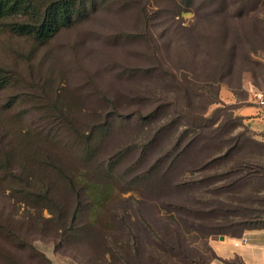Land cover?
<instances>
[{"label": "rangeland", "instance_id": "obj_1", "mask_svg": "<svg viewBox=\"0 0 264 264\" xmlns=\"http://www.w3.org/2000/svg\"><path fill=\"white\" fill-rule=\"evenodd\" d=\"M53 1L0 20V264H209L214 227L264 212V138L193 79L259 72L264 0H70L47 38L11 29Z\"/></svg>", "mask_w": 264, "mask_h": 264}, {"label": "crops", "instance_id": "obj_2", "mask_svg": "<svg viewBox=\"0 0 264 264\" xmlns=\"http://www.w3.org/2000/svg\"><path fill=\"white\" fill-rule=\"evenodd\" d=\"M257 58L262 65L259 72L255 76L252 73L242 76L238 92L225 87L231 98L229 101L223 100L234 104L236 113L243 118L249 129L264 138V108L256 104L252 96L254 90L264 91V54ZM258 220L259 225L243 228L236 235L225 233L209 238L208 245L215 255L209 264H227V261L236 258L243 264H264V213L260 214Z\"/></svg>", "mask_w": 264, "mask_h": 264}, {"label": "trees", "instance_id": "obj_3", "mask_svg": "<svg viewBox=\"0 0 264 264\" xmlns=\"http://www.w3.org/2000/svg\"><path fill=\"white\" fill-rule=\"evenodd\" d=\"M33 1L34 0H0V20L10 17V16H17L21 13L30 12L33 8ZM70 6H71L70 0H54L53 2L46 4V6L44 7L43 16L39 22H33V21L13 22L11 23V29L18 33L38 34L40 37L47 38L49 35H51L55 31V28L58 24H65L68 21H70L68 19V16H69L68 11L70 9ZM262 16H264V13H262ZM32 19L37 20L38 17L32 16ZM262 21H263V25L261 27V31H262V34L264 35V20L262 19ZM263 54H264L263 51L262 53L261 51H258L257 56L263 55ZM260 67H262L261 63H260ZM184 76L185 77L182 80L188 82L189 80L188 75L185 74ZM193 80H195L196 82L203 81L206 84V86L214 88V90L216 91L215 97L210 101V103H222L223 102L225 104H230L233 107V110H235V105L232 103L225 102L221 98L220 93H221L222 87H228L230 90L234 92H238L241 78H239L237 86H230L228 84L224 86V83L226 80L223 82V80L221 79H214V78L205 79V80H200V79H193ZM235 114L238 115L236 111H235ZM238 117H241V116L238 115ZM197 129H198V132H200V129L199 128ZM198 132H196V134H198ZM184 149L185 148H183L182 150ZM256 221L257 222L255 223H253L252 221H249V222L243 221V223L248 224L247 225L248 227L246 226L247 228L249 227L251 228V227H256L257 225H259V220L256 219ZM253 224H256V225H253ZM224 228L225 226H216L212 229V231H214L213 233H217L218 235L225 234V232L223 231ZM214 256L215 255L213 253V257ZM226 263L227 264H243L237 258L236 260L227 261Z\"/></svg>", "mask_w": 264, "mask_h": 264}, {"label": "built area", "instance_id": "obj_4", "mask_svg": "<svg viewBox=\"0 0 264 264\" xmlns=\"http://www.w3.org/2000/svg\"><path fill=\"white\" fill-rule=\"evenodd\" d=\"M252 96L254 102L264 108V91L254 90ZM235 244H237V242H235Z\"/></svg>", "mask_w": 264, "mask_h": 264}, {"label": "water", "instance_id": "obj_5", "mask_svg": "<svg viewBox=\"0 0 264 264\" xmlns=\"http://www.w3.org/2000/svg\"><path fill=\"white\" fill-rule=\"evenodd\" d=\"M221 237H223V236H221Z\"/></svg>", "mask_w": 264, "mask_h": 264}]
</instances>
